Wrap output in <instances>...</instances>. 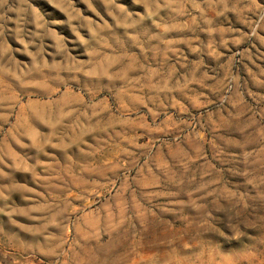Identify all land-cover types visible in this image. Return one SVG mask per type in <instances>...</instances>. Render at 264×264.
Returning <instances> with one entry per match:
<instances>
[{
	"label": "rangeland",
	"instance_id": "obj_1",
	"mask_svg": "<svg viewBox=\"0 0 264 264\" xmlns=\"http://www.w3.org/2000/svg\"><path fill=\"white\" fill-rule=\"evenodd\" d=\"M0 264H264V0H0Z\"/></svg>",
	"mask_w": 264,
	"mask_h": 264
}]
</instances>
